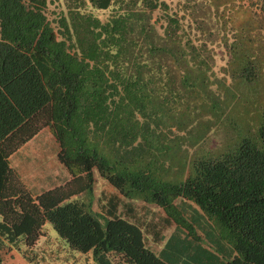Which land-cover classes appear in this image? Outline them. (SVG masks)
Listing matches in <instances>:
<instances>
[{"label":"trees","instance_id":"16d2710c","mask_svg":"<svg viewBox=\"0 0 264 264\" xmlns=\"http://www.w3.org/2000/svg\"><path fill=\"white\" fill-rule=\"evenodd\" d=\"M54 1L64 10L49 19ZM235 4L262 38L264 18L243 0H0V264L10 250L30 264H69L68 249L92 264H172L177 253L163 259L147 247L140 226L150 224L120 216L115 193L90 209L82 194L94 173L121 197L158 206L197 247L204 239L205 264H264V117L256 141L216 157L204 149L180 168L182 180L161 177L170 142L181 141V155L188 134L202 131L203 142L226 126L227 71L216 62L239 34ZM43 127L68 177L35 194L9 156ZM177 197L203 214L214 242L195 233L207 224H185ZM181 245L178 258L203 261Z\"/></svg>","mask_w":264,"mask_h":264},{"label":"rangeland","instance_id":"374dc122","mask_svg":"<svg viewBox=\"0 0 264 264\" xmlns=\"http://www.w3.org/2000/svg\"><path fill=\"white\" fill-rule=\"evenodd\" d=\"M166 1L172 4L176 2V0ZM261 2L264 3V0H243L244 5L252 12L255 19L264 18ZM60 10H64L63 6L54 1V3L47 5L45 12L47 17L52 19ZM232 13L235 18V31L239 34L230 41L232 44L229 42L227 45L228 54L225 64L223 61L216 62L217 67L226 66L227 71L226 108L224 109L226 126L219 124L216 129L213 128L206 133L207 136L203 142L201 141L202 131L196 130V132L188 134L184 147H182L186 151H182L181 155L178 153L181 141L176 140L175 146H173L174 141L169 143V151L166 157L168 164L171 161L172 163L170 167H167V160L165 161L164 170H161L165 173L161 177L171 180V182L180 181V168L184 166L185 162H189L190 158L198 156L199 151L205 149L206 157H216L232 148L242 139L256 141L258 138L257 128L264 117V35L261 38L258 29L251 27L252 19L248 11L235 4L232 6ZM96 14L100 17L104 15L101 12H96ZM158 16H161L160 11H154L153 17ZM187 142L191 144L198 142V144L190 147ZM54 145L47 127H43L9 156V165L17 172L19 178L28 188L32 187L31 185H42L41 182L33 180L40 171L41 173L50 172L61 175L59 171L61 166L55 154L57 148H54ZM175 171L178 173L173 176V179L164 176L169 174L168 172L174 173ZM108 189L109 185L94 173L91 190L82 194V199L88 201L93 212L99 211L98 195L102 192H108ZM43 228L49 229L54 236H57L48 222L44 223ZM62 242L65 244L64 241ZM68 254L71 257L69 264H86L88 262L92 264L91 259L86 258L82 253L68 249ZM3 257L5 264H30L14 250L6 252Z\"/></svg>","mask_w":264,"mask_h":264},{"label":"crops","instance_id":"0c3cea01","mask_svg":"<svg viewBox=\"0 0 264 264\" xmlns=\"http://www.w3.org/2000/svg\"><path fill=\"white\" fill-rule=\"evenodd\" d=\"M59 171L61 175H55L50 172L41 173L40 171L37 173L36 176H34L33 180L36 182H41L42 185H31L32 187L30 188H28L27 186L26 187L32 193L37 194L45 189L60 185L63 183V181L67 180L68 175L65 170L61 167ZM175 174L176 173H172L170 176L167 177H171L173 179V176ZM184 177H186V173L181 175L179 177V180H182ZM108 191L110 193H115L116 196L119 198L118 203L120 205L118 206L117 211H120V216L136 224H150L148 227H140L143 231V240L145 245L149 247L156 255L165 259V257L168 258L177 253L176 260H171L172 264H205L204 256H207L205 258L208 259L213 258L211 254L202 250V248H204L205 243L204 239H200V247H197V241L193 240V238H191L190 236L185 238V234L183 233L186 232L179 226H177L176 222L166 217L163 211L155 204L145 203L138 198L128 199L121 197L111 186H109ZM97 200L98 205L100 206V193L98 195ZM172 204L176 208V211L181 214V217H183L185 224H187V222L189 224L194 225L207 224L205 225V227H203V229L200 228L198 225H195V233L199 236L202 234H206L208 238H210V240H214V230L210 229L206 218L203 216V214L200 215L201 212L198 211L194 204L180 197L175 198L172 201ZM161 224L167 225L165 226V228H162ZM161 236L164 237L162 239H159L161 238ZM167 239L168 244L170 243V241H172L171 243H173L174 246L176 245L174 251L169 252V246H166V248L163 247ZM187 243L189 244V248H191V251H196L199 254L203 255V261L202 257L201 259H198L195 253H191L189 257L183 255L184 257L182 256L181 258H178V246H180V244H182L181 246H185Z\"/></svg>","mask_w":264,"mask_h":264}]
</instances>
